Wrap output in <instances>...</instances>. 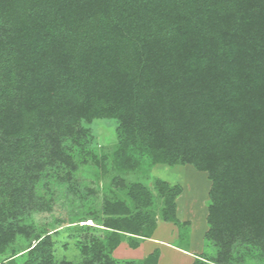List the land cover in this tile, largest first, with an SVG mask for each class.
<instances>
[{"label": "trees", "instance_id": "obj_1", "mask_svg": "<svg viewBox=\"0 0 264 264\" xmlns=\"http://www.w3.org/2000/svg\"><path fill=\"white\" fill-rule=\"evenodd\" d=\"M101 118L119 122L122 164L137 151L208 171V252L193 264H264V0H0V264H75L55 258L64 224L107 233L83 264H118L122 235L133 247L152 237L141 183L128 190L135 211L106 199L102 213L36 224L56 186L80 194L83 123ZM156 185L175 222L180 189Z\"/></svg>", "mask_w": 264, "mask_h": 264}, {"label": "rangeland", "instance_id": "obj_2", "mask_svg": "<svg viewBox=\"0 0 264 264\" xmlns=\"http://www.w3.org/2000/svg\"><path fill=\"white\" fill-rule=\"evenodd\" d=\"M83 124L90 130L92 138L87 152L77 150L75 154L78 165L74 181L81 195L72 193L65 185L56 186L52 211L35 214L36 224L43 226L56 220L67 223L69 217L86 216V212L92 210L102 213L106 199L127 201L135 211L128 190L131 184L141 183L152 192V205L148 209L156 218V228L151 238L137 239V247L130 244L128 236L122 235L121 244L111 253L118 264L128 260L142 261L155 249L160 252L159 264H193L196 254L208 252L205 234L208 230L209 192L212 186L208 171L199 170L190 163L154 161L149 155L137 151H131L134 161L122 164L115 157L119 148V122L114 118H101ZM99 159L101 162L97 163ZM158 180L168 183L171 188L180 189L175 198V222H166L163 218L164 198L157 188ZM84 223L93 222H79L81 225ZM66 226L59 227L57 232L51 231L54 232L52 238L57 260L83 264L90 257L82 252L83 246L104 241L107 236L106 231L100 228L77 233L64 228ZM21 239L15 247L24 245ZM7 256L0 254V260Z\"/></svg>", "mask_w": 264, "mask_h": 264}]
</instances>
